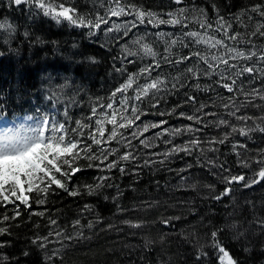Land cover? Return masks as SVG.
<instances>
[{
    "label": "trees",
    "instance_id": "trees-1",
    "mask_svg": "<svg viewBox=\"0 0 264 264\" xmlns=\"http://www.w3.org/2000/svg\"><path fill=\"white\" fill-rule=\"evenodd\" d=\"M44 3L57 11L61 4L71 8L86 22L106 20L109 11L123 7L117 24L124 25L117 35L99 39L87 23H57L29 2L0 0V21L11 26L0 32V99L26 105L47 93L40 86L46 81L69 108L64 137L77 142L68 158L80 169L70 177L56 173L76 195L49 187L41 177L44 183L31 191L21 182L26 203L0 197V264H221L213 231L237 264H264V181L250 187L229 183L231 176L259 180L264 167V132L257 130L264 127V15L252 11L264 0ZM136 10L152 13V22L145 16L141 23ZM170 14L183 24L158 23ZM238 52L257 55L246 59ZM182 56L191 59L175 63ZM218 58L234 67L225 68ZM243 67L254 72H241ZM153 80L163 84L144 95L142 88ZM233 80L229 93L221 85ZM113 130L116 136L109 139ZM89 149L95 159L87 158ZM109 162L115 164L111 169Z\"/></svg>",
    "mask_w": 264,
    "mask_h": 264
},
{
    "label": "snow or ice",
    "instance_id": "snow-or-ice-1",
    "mask_svg": "<svg viewBox=\"0 0 264 264\" xmlns=\"http://www.w3.org/2000/svg\"><path fill=\"white\" fill-rule=\"evenodd\" d=\"M23 2H29L30 6H35L43 10V14L45 16L51 15L53 19L56 20L57 23L61 22V19L68 21L70 24L78 25V26H84L86 23L89 27H95L99 28L101 23L104 22V18H99L95 20L94 22H86L85 19H82L80 17H74L72 14L73 9L64 7L62 4L59 6L60 10L57 11L55 7L52 5H47L44 3V0H34V4L31 2V0H23ZM177 4H181L182 0H175ZM14 3L19 6L22 3V0H14ZM252 11L258 12L261 15H264V5L259 6H253ZM125 8L118 7L117 9L111 10L112 16H117L120 13H124ZM179 12L183 14L184 9L180 8ZM136 18L141 22H145V16L150 17L148 20L149 23L152 22L153 14L152 13H145L143 10H136L135 11ZM158 23H169L172 25L177 24H183L182 19L180 16H174L170 14V18L168 20H159ZM131 26V25H130ZM204 26V25H202ZM207 27H211V25H207ZM228 27H231V25H228ZM261 27H264L262 25ZM10 29L11 26L7 25L5 23H0V29ZM264 34V33H262ZM25 37L29 36L30 34L25 32ZM188 35L192 37H197L199 34L195 32H189ZM238 34L236 36L229 35V39H237ZM200 42V41H197ZM173 44L176 43V41L172 42ZM216 44H222V41L218 40L215 42ZM145 53L149 55H155V53L152 51L151 48H149L147 45L144 46ZM231 51V50H230ZM2 55V53H0ZM194 55H199L198 53H195ZM238 56L245 57L246 59H251L252 57H255L257 55L256 52L250 53L248 56H245V53L238 52ZM233 59L235 57H232ZM191 57L188 56H182L179 60L175 61V63H184L187 60H190ZM219 63H222L225 65V68L228 67H234V65H230L229 59L227 58H218ZM259 59L261 61H264V55H260ZM204 63L208 65V69H213V64L209 62L207 59H204ZM158 66V65H157ZM142 71H150L149 69H144ZM188 72L193 73L195 76V70L193 68H188ZM241 72H247V73H253L254 69L252 67H243L240 70ZM221 78L226 80V77L223 75V71L220 73ZM239 75V73H237ZM132 83V80L130 79L127 84L123 86L122 89H119V91L123 92L126 90ZM163 84V81L160 80H153L151 83L147 84L146 87L142 88V92L144 95H147L150 89L159 90V86ZM235 84V80L231 82V84L225 82L221 86L227 89L229 93L233 92V86ZM198 87V85H197ZM139 99V96L137 97ZM264 99V97H262ZM189 100H194L193 97H189ZM107 107H111V104L107 105ZM203 107V106H202ZM95 111V110H94ZM132 114L135 115L136 119L139 118L138 115H136V109L133 108ZM67 116V113H65ZM181 115H184L181 113ZM241 119H244V117H240ZM27 119L31 120L32 117H28ZM187 119L193 120L197 123H199V120L195 116H187ZM115 120V116L113 115L112 120L109 121V123H112ZM49 118L45 116L42 120V122L39 125H36L35 127H28L24 128L21 126L19 129L13 131L12 129H8L2 133H0V197L3 198L4 201H9L10 196H15L17 199H20L22 203H26V199L22 198L19 195L20 192V184L23 182L24 184H27L28 191H31L34 187H37L39 184L44 183V179H47V185L50 187L51 185H55L57 188H63L65 191H69V189L65 188L64 183L60 179L57 178L56 173H59L61 176L64 177H70L71 174H75L77 171H79V167H73V162L68 158L70 155H75L77 150V142L75 141H66L65 137L62 134L65 130V125L57 123L53 120L54 127L51 128V133H47V129L49 126ZM99 124L100 121H97ZM133 123L131 119L127 120V124L130 126ZM156 124H153L152 127H156ZM120 127H125L124 119H121ZM57 129L60 130L61 134H57ZM147 131V126L144 129ZM260 132H264V127H259L257 129ZM101 136H103V129L100 130ZM233 131H237V129L233 128ZM241 135H247L244 129H240ZM116 136L115 130L112 131L111 139L112 137ZM55 137V139H53ZM98 143V141H94ZM223 142V141H221ZM192 144L198 143L196 140L191 141ZM39 149V151H37ZM184 151H187V148L183 149ZM90 149L88 152H86L88 159H95L94 154H89ZM30 157V158H29ZM124 160L129 159V155H124L122 157ZM11 161V162H9ZM62 165H66L67 169L66 171H62ZM114 162H109L107 167L111 169L114 167ZM121 172L124 171L123 168L120 169ZM259 180H252L251 182L247 181L244 176H231L229 177V183L233 181H243L245 187H250L252 183H259L260 181H264V167H262L258 171ZM6 185H10V188L8 192L6 193L5 188ZM92 186H89L91 190ZM99 187V185H97ZM42 191H47V188L42 189ZM231 189H226L224 192V195H228ZM70 195H76V192L69 191ZM217 199H220V196L217 195ZM43 201H41L42 203ZM18 215V213H17ZM5 220H8L9 217L5 216ZM261 224L264 225V221H261ZM5 230L0 228V234H2ZM212 240H213V247L217 250L218 256L217 259L220 260L221 264H225V261L227 264H237V261H235L228 253V251L225 250V248L221 245L219 240L217 239V232L213 231L212 234ZM39 246V245H38ZM27 254V253H26Z\"/></svg>",
    "mask_w": 264,
    "mask_h": 264
},
{
    "label": "rangeland",
    "instance_id": "rangeland-1",
    "mask_svg": "<svg viewBox=\"0 0 264 264\" xmlns=\"http://www.w3.org/2000/svg\"><path fill=\"white\" fill-rule=\"evenodd\" d=\"M30 158V157H29ZM9 162H11V161H9ZM262 189H264V187L262 188ZM259 191H256V192H254V193H251V194H249V195H253V194H255V193H258ZM241 235L239 234L238 236L236 235L235 237H237V239H239V237H240ZM236 240V239H235Z\"/></svg>",
    "mask_w": 264,
    "mask_h": 264
},
{
    "label": "water",
    "instance_id": "water-1",
    "mask_svg": "<svg viewBox=\"0 0 264 264\" xmlns=\"http://www.w3.org/2000/svg\"><path fill=\"white\" fill-rule=\"evenodd\" d=\"M239 181H233V182H231V184H234V183H238Z\"/></svg>",
    "mask_w": 264,
    "mask_h": 264
}]
</instances>
